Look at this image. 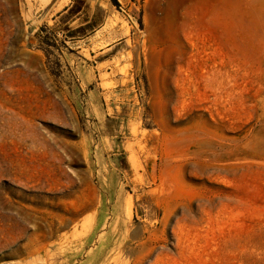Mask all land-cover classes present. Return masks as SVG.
<instances>
[{
	"label": "rangeland",
	"instance_id": "1",
	"mask_svg": "<svg viewBox=\"0 0 264 264\" xmlns=\"http://www.w3.org/2000/svg\"><path fill=\"white\" fill-rule=\"evenodd\" d=\"M69 1L0 0V264H264V0Z\"/></svg>",
	"mask_w": 264,
	"mask_h": 264
},
{
	"label": "crops",
	"instance_id": "2",
	"mask_svg": "<svg viewBox=\"0 0 264 264\" xmlns=\"http://www.w3.org/2000/svg\"><path fill=\"white\" fill-rule=\"evenodd\" d=\"M60 1L55 0L48 13L55 11ZM109 11L105 0H70L67 5L54 13L53 22L60 34L71 35V40L83 42L92 37L96 44H100L104 40L105 35L102 38L100 34L107 23ZM119 45L120 43L115 41L107 43L106 48L100 51L99 55L109 54Z\"/></svg>",
	"mask_w": 264,
	"mask_h": 264
},
{
	"label": "bare ground",
	"instance_id": "3",
	"mask_svg": "<svg viewBox=\"0 0 264 264\" xmlns=\"http://www.w3.org/2000/svg\"><path fill=\"white\" fill-rule=\"evenodd\" d=\"M127 204H128V202H127ZM127 204H126V205H127ZM129 204H130V203H129ZM132 204H133V203H132ZM132 204H131V205H132ZM126 207H127V206H126ZM130 209H131V206H130V207L128 206V211H130ZM132 211H133V210L131 209V211H130L129 213H131ZM130 215H132V213L129 214V216H130ZM119 218H120V217H119ZM128 218H129V217H128ZM129 220H130V219H129ZM127 224H128V223H127ZM99 239H100V238H99ZM129 248H130V247H129ZM127 250H129V249H127ZM124 252H126V251H124ZM124 252H123V253H124ZM111 259H112V258H111ZM113 259H114V258H113ZM110 263H111V262H110Z\"/></svg>",
	"mask_w": 264,
	"mask_h": 264
}]
</instances>
